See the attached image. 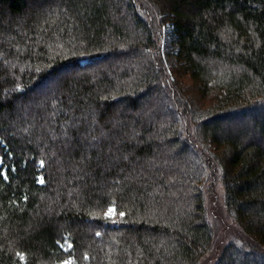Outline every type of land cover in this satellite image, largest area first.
Returning <instances> with one entry per match:
<instances>
[{"label":"trees","instance_id":"obj_1","mask_svg":"<svg viewBox=\"0 0 264 264\" xmlns=\"http://www.w3.org/2000/svg\"><path fill=\"white\" fill-rule=\"evenodd\" d=\"M0 156V264H264V0H0Z\"/></svg>","mask_w":264,"mask_h":264},{"label":"rangeland","instance_id":"obj_2","mask_svg":"<svg viewBox=\"0 0 264 264\" xmlns=\"http://www.w3.org/2000/svg\"><path fill=\"white\" fill-rule=\"evenodd\" d=\"M178 51V45L175 43L174 35H173V28L171 24L165 25L163 28V36L161 41V52L162 56H164V61L168 67V69L172 70L174 66L177 64L176 54ZM161 111L165 109L164 114L166 111L169 110L167 105L165 104V99L161 97ZM165 102V103H164ZM2 162V158L0 156V163ZM216 191L218 194V201H212L210 203V222L213 227L215 233V239L211 250L206 256L202 259L201 264H213L217 258V256L222 251L223 247L230 241L234 240L239 237H244L240 229L231 222L225 212L223 203H222V187L217 182ZM218 188V189H217ZM111 217V219H116L118 216V211L116 209V213L114 215H107ZM239 229V230H238ZM65 244H68L65 243ZM68 260V259H67Z\"/></svg>","mask_w":264,"mask_h":264},{"label":"snow or ice","instance_id":"obj_3","mask_svg":"<svg viewBox=\"0 0 264 264\" xmlns=\"http://www.w3.org/2000/svg\"><path fill=\"white\" fill-rule=\"evenodd\" d=\"M39 163L41 165H43L44 161L41 160ZM3 175L5 177H7V171L6 170L3 172ZM24 199L26 200L27 196H24ZM115 213H116V205L115 204H110L108 206V208H107V211H106L105 215L111 216V215H114ZM120 215H125V213L121 212ZM71 246H72L71 243H68L67 247H71ZM18 255L21 257V259H25V254L24 253H18ZM61 264H73V258L70 257L68 260L62 261Z\"/></svg>","mask_w":264,"mask_h":264}]
</instances>
